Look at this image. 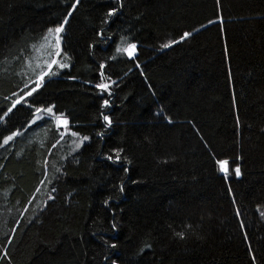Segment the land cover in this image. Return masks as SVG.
Here are the masks:
<instances>
[{
  "label": "trees",
  "instance_id": "trees-1",
  "mask_svg": "<svg viewBox=\"0 0 264 264\" xmlns=\"http://www.w3.org/2000/svg\"><path fill=\"white\" fill-rule=\"evenodd\" d=\"M71 2L0 0V264H264V0H81L9 112Z\"/></svg>",
  "mask_w": 264,
  "mask_h": 264
},
{
  "label": "snow or ice",
  "instance_id": "snow-or-ice-1",
  "mask_svg": "<svg viewBox=\"0 0 264 264\" xmlns=\"http://www.w3.org/2000/svg\"><path fill=\"white\" fill-rule=\"evenodd\" d=\"M81 0H73V2H71L68 5V11L66 13V15L64 16L63 20L55 25L54 27H49L47 29V32L45 33V35L42 37V40L44 41H50L49 43V47H51L53 49V51L51 52L50 56V60L46 62V67L41 68V70L37 73L36 75V81L35 83V87H32L30 90L26 91L24 93V95H21L19 97V99H17L15 101V103L12 105V108H9L8 111L11 112L13 108H16L17 105L21 104L22 102L24 103H28V100H26L27 98H31L33 96L34 93L37 92V90L41 87L42 82L44 81L45 76H51L54 75V73L51 72V68L53 65H58L59 68H65L68 67L69 65H66L64 63H61L59 61V57L61 56V54L63 53V48H62V33L65 32V25L68 23V20L70 17L73 16L74 12L77 10L78 6L80 5ZM116 3L118 5V7H111L108 9L107 13H106V20L102 21L103 22H107L108 19H111L112 17H115L119 10L121 8H123V0H116ZM98 35L100 36H104V30L101 29L100 32L98 33ZM191 35V33L189 32H184L180 37L179 40H184L185 38L189 37ZM122 41H127V37H121ZM177 40H170L168 43L164 44V47H169L172 44L177 43ZM138 51V46L136 42H126L123 43L121 47H119L117 49V52L119 53H124L126 54L128 57H134L137 54ZM64 56L67 55V53H63ZM101 68H103V65H101ZM103 75V73H102ZM72 79H75V77H71ZM116 81L114 80H104L101 79V81L99 83L96 84V88L100 91L101 94H103L104 92H108L111 93V88H110V84H115ZM110 104V100L109 99H104L103 100V106H108ZM31 108L35 109L36 113H41V117H38L37 119H42L44 116H47L49 119H53L54 123L56 125V127L59 129L61 126H63L64 128H67L68 124H69V120L68 118L65 116L64 113H59L57 114L54 111V105H49L47 107H44L43 105H41V107H36L35 104H30ZM103 119L107 122L108 125H111L112 123V118L111 116L108 115H103ZM169 121L171 122V117H168ZM19 134L18 130L17 132H13L11 135L4 137V143H8L9 141L13 140V137L17 136ZM102 134V133H101ZM74 135L76 136H80V133H74ZM89 137L84 136L79 143L77 144V147H79L80 144H83V142L85 140H88ZM57 143H59V141H57ZM75 143V142H74ZM124 151L123 148H113L112 152L114 153V155H110L108 158L115 160V161H120L121 160V153ZM217 163L219 164L220 167V171L223 172L225 174V176L227 177V175L230 172V159L229 158H224V159H220L217 161ZM128 169H125V171H127ZM234 172L235 175L239 176L241 175V168L239 164H235L234 166ZM120 191L124 190V185L123 183H121L119 185ZM51 199H54V197H50ZM111 200V197H109L108 199L104 200V204H109V201ZM46 203V202H45ZM113 227H116V222L113 221ZM177 235H179L181 238H183L185 236L184 232H179L177 233ZM112 248H115L116 245L112 244L111 245ZM151 245H145L144 248H150ZM144 248L141 249V252L144 251ZM5 255H7V253L5 252ZM107 259V258H106ZM112 264H119V261L117 260H112Z\"/></svg>",
  "mask_w": 264,
  "mask_h": 264
},
{
  "label": "rangeland",
  "instance_id": "rangeland-1",
  "mask_svg": "<svg viewBox=\"0 0 264 264\" xmlns=\"http://www.w3.org/2000/svg\"><path fill=\"white\" fill-rule=\"evenodd\" d=\"M49 43H50V41H45V47H47V48H50L49 49V51L51 52V50H53L51 47H49ZM44 46V45H43ZM41 50V49H40ZM59 59V61L62 63V61H61V59H60V57L58 58ZM54 66V65H53ZM52 66V67H53ZM64 130H65V132L67 131V129L66 128H64L63 126H61Z\"/></svg>",
  "mask_w": 264,
  "mask_h": 264
}]
</instances>
